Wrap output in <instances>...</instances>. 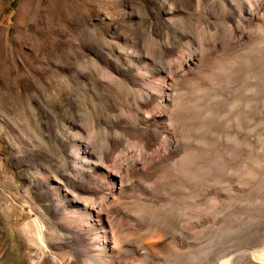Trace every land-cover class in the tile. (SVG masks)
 <instances>
[{
	"label": "rangeland",
	"instance_id": "374dc122",
	"mask_svg": "<svg viewBox=\"0 0 264 264\" xmlns=\"http://www.w3.org/2000/svg\"><path fill=\"white\" fill-rule=\"evenodd\" d=\"M140 76L174 90L146 231L188 245L154 263L264 264V0H0V264H28L18 193L44 204L38 174L75 124L112 135L129 105L167 112L144 108Z\"/></svg>",
	"mask_w": 264,
	"mask_h": 264
},
{
	"label": "bare ground",
	"instance_id": "6f19581e",
	"mask_svg": "<svg viewBox=\"0 0 264 264\" xmlns=\"http://www.w3.org/2000/svg\"><path fill=\"white\" fill-rule=\"evenodd\" d=\"M141 77L131 82V88L147 97L144 108L167 112L154 114L147 109L141 114L127 102V124L112 135L98 129L84 133L75 124L62 141L61 167L38 174L44 204L37 207L25 191L18 193L20 205L34 215L16 228L26 243L28 264H41L44 259L52 264H125L123 260L155 264L160 249L188 248L183 234L163 240L157 238L156 228L146 231L151 221L148 208L160 198L148 193L143 177L153 161L157 165L150 155L164 161L174 149L167 109L173 89L170 82L152 84Z\"/></svg>",
	"mask_w": 264,
	"mask_h": 264
}]
</instances>
